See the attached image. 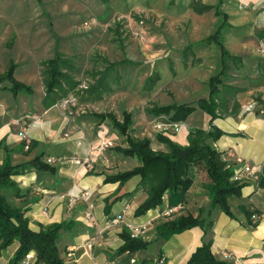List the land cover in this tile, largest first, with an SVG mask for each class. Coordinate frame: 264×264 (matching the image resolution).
Segmentation results:
<instances>
[{"label":"crops","instance_id":"crops-1","mask_svg":"<svg viewBox=\"0 0 264 264\" xmlns=\"http://www.w3.org/2000/svg\"><path fill=\"white\" fill-rule=\"evenodd\" d=\"M123 1L126 8L150 11L156 21L163 22L171 30L160 36L161 44H157L156 50L148 51L149 57L145 62L154 61V64H151L150 72L145 74L144 82L152 73L158 75L159 80L154 88L158 90L155 96L161 106L175 104L195 108L185 123L181 124L178 133L171 136L181 146L186 144L190 129L210 128V117L197 109L196 103L209 99L208 82L222 69L220 49L208 39L225 24L221 31L222 46L230 57L239 59L240 63H228L227 77L223 78L225 89L217 98V117L212 122V126L224 134L212 146L233 172L248 166L252 174H258L264 163V0H163L162 10L157 0ZM47 20L51 21L48 15ZM203 21L209 22L204 24ZM183 24L186 25L184 32H179L177 27ZM228 87L238 92L234 93ZM218 88L221 90L222 86ZM143 94L147 95L148 92L143 91ZM20 95L25 94L13 97L8 92H0V165L7 149L11 151L9 157L12 165L26 163L43 154L42 161L47 163L48 159L53 160V163L47 164L56 171L52 177L47 172L34 169L11 177L23 195L16 203H22L26 210L29 228L38 231L40 225L72 222V229L63 235L59 245L66 264H122L118 258L110 260L109 255L123 244L118 236L123 228L129 231V227L148 224L143 241L151 244L161 241L156 240V227L162 219L154 217L158 210L168 206L167 196L161 207L137 218L133 212L143 198L140 191L112 204L108 213L105 211V199L110 198L109 201H112L115 197L131 193L136 188L138 178L118 188V184H104V176L139 166L136 159L106 150L99 153L101 144L118 140L109 127L90 115L91 112L83 114L82 106L72 110L67 105L56 104L45 109L42 105L43 93V97L33 105L35 108L31 113H22L25 117L22 126H25L28 140L33 143L28 150H24L21 148L23 141L12 131L11 126H17L14 123L20 118H8L10 113L16 115L13 104L17 103ZM146 95H143L145 99ZM145 99L138 102L143 104ZM117 103L122 113H134L136 110L130 107L132 98L124 93L109 95L103 101L88 104L97 110L92 113L100 114L107 109L114 111ZM105 104L108 107H104ZM132 118L136 120L138 117L133 114ZM151 119L147 126L139 129L136 137H146L154 151L166 152V145L156 140L153 128L160 118ZM82 160L86 161V166L79 163ZM112 166L118 167L117 170H106ZM193 175V185L186 196L183 211L196 217L199 209H202L204 218L210 207L205 189L207 179L204 173L195 169ZM241 182L245 184L241 195L228 199L234 218L218 209L214 210L210 216L212 226L206 241L211 240V251L217 259L229 260L233 264H264V189L259 188L249 177H243ZM83 190L92 193L88 202L93 206L92 220L88 222L84 219L87 204L69 203L73 195ZM43 209H46L47 217L42 215ZM252 215H256L257 219L253 220ZM118 216H122L121 223L108 227L107 222ZM179 236H182L181 241L175 249L160 250L158 257H163L165 264H184L201 245L203 232L193 228ZM10 247V252L0 253V264H8L17 244ZM135 258L140 259L138 253Z\"/></svg>","mask_w":264,"mask_h":264},{"label":"trees","instance_id":"trees-1","mask_svg":"<svg viewBox=\"0 0 264 264\" xmlns=\"http://www.w3.org/2000/svg\"><path fill=\"white\" fill-rule=\"evenodd\" d=\"M101 1L107 4L106 0ZM223 28H225V24H222L208 39L220 49L222 69L208 82L209 99L199 100L196 103V108L210 117V128L209 130L190 129L184 146L162 134H157L156 140L166 145L167 151H154L149 139L130 136L131 113L124 112L121 121L111 112L90 113L100 123L109 122L118 137L123 138L125 146L113 147L111 151L126 158H136L139 162V166L129 171L104 176V184H118V188H121L129 180L138 178L136 188L131 193L115 197L112 201H109L110 198L105 199L107 213L112 204L121 201L124 197L133 196L138 191L142 193L143 198L133 212L135 218L161 207L166 196L168 207L183 206L186 204V196L193 185L194 169L203 168L208 183L205 189L210 200L207 217H202V211H199L196 217L183 212L171 218H161L162 221L156 227V240H166L174 234H180L193 228L201 229L203 232L201 245L193 251L184 264H233L229 260L217 259L211 251V240L206 241L212 226L210 216L214 210L218 209L226 216L234 218L228 199L239 197L241 189L245 185L243 182L238 183L234 180L235 172L222 161L221 154L212 146V143L224 134L212 126V122L217 117V98L225 89L223 78L227 77L225 73L229 69L228 63H240L239 59L230 57L222 46L221 31ZM68 64L69 60L57 51L53 58L41 62L44 88L42 105L45 109L66 99L78 86V83L63 71V68L68 67ZM131 64L133 66L140 65V63ZM16 68L17 65L10 63L8 69L0 74V92H8L13 97L19 94L31 95L33 93L31 86L16 80L14 75ZM105 74L106 71L100 75L97 81L82 91V94L78 95L81 103L100 102L105 96L111 95L113 90L103 77ZM158 80V75L152 73L146 79L142 90H152ZM3 82H6L7 86H3ZM219 86H222L221 90L218 88ZM228 89L234 93L238 92L233 87H228ZM194 111L195 108L192 106L175 104L162 107L150 105L144 108L146 115L160 118L157 120L159 122L169 123L184 122ZM162 116L166 118H161ZM32 145L33 143L30 142L29 147ZM21 148L23 149V145ZM10 152L6 149L4 161L0 165V253L16 243L17 248L8 264H19L29 252L34 253L35 264H66L61 257L59 245L63 235L72 229L73 223L60 222L40 225L38 231L31 230L29 221L25 217L26 210L21 205L22 203H16L23 195L11 179L13 176L22 175L32 169L39 172L55 170L42 161L43 154L37 155L26 163L12 165L9 157ZM256 184L259 188L264 189V170ZM182 208L184 209V207ZM118 236L123 244L109 255L110 260L118 258L122 264H128L132 259L139 261L140 264L153 263L146 259L135 258L140 250L148 248L151 243L143 241L141 237L132 238L126 228H123Z\"/></svg>","mask_w":264,"mask_h":264},{"label":"rangeland","instance_id":"rangeland-1","mask_svg":"<svg viewBox=\"0 0 264 264\" xmlns=\"http://www.w3.org/2000/svg\"><path fill=\"white\" fill-rule=\"evenodd\" d=\"M58 1L0 0V74L8 69L10 63L17 64L16 80L30 85L34 90L31 96H18L17 103L13 104L17 113L16 115L10 113L8 118L20 119L14 123L17 126L11 125L12 131L19 136V132L25 128L22 126V122L25 121L22 113H31L35 108V102L43 97L41 62L53 58L57 51L69 60L68 67H64L63 71L78 83L76 89L66 99L61 100L58 106L67 105L72 110H78L82 106L83 114L96 112V108L88 103L81 105L78 95L106 71L103 77L113 90L111 95L124 93L132 98L133 103L130 107L136 110L130 113L132 117L134 114L138 118L136 120L132 118L130 136L136 137L139 129L147 126L153 118L144 113V108L150 105L162 107L160 100L155 96L158 92L155 86L147 91V95L143 94L145 74L150 72L151 64H154V61L153 63L145 62L149 57L147 53L156 50L157 44H161L160 36L166 34L167 30H171L163 25V22L156 21L155 15L150 11L126 8L122 0H106L107 4L101 0H61L59 3ZM157 2L159 9L162 10L163 0H157ZM47 15L51 21L47 20ZM203 22L208 24L209 21ZM185 26L184 24L182 27L178 26L177 30L184 32ZM171 29L174 30V28ZM131 63L142 64L133 66ZM2 85L7 86V83L3 82ZM143 95H146V99ZM140 99H145L143 104L138 102ZM11 107L10 105L9 108ZM104 107L108 106L105 104ZM121 109L117 103L114 111L107 109L105 112L113 113L121 121L124 113ZM182 123L185 121L180 124ZM103 124H106L109 131L118 137L109 122ZM171 136L164 135L169 139ZM19 138L23 141L20 136ZM122 145L125 146L123 138L118 137V140L111 143L105 150L111 151V148L122 147ZM23 149H29H25L24 141ZM117 168L112 166L106 170L115 171ZM199 170L204 173L202 167H197L196 171ZM55 172H47V175L52 177ZM199 211L203 212L202 209ZM183 212L185 211L181 209L174 215ZM179 235L174 234L166 240L150 244L148 248L138 252V258L157 260L160 258L158 257L160 250L175 249L176 244L181 241L182 236ZM11 250L12 247L4 250L3 253Z\"/></svg>","mask_w":264,"mask_h":264},{"label":"built area","instance_id":"built-area-1","mask_svg":"<svg viewBox=\"0 0 264 264\" xmlns=\"http://www.w3.org/2000/svg\"><path fill=\"white\" fill-rule=\"evenodd\" d=\"M87 89V88H85ZM84 89V90H85ZM154 130L156 133L158 134H162V135H173L178 133V131L181 128V124L180 123H169V122H155L154 126H153ZM19 136L23 139L24 143H25V149L29 148L30 145V141L28 140L26 134H25V130H22L21 132H19ZM110 142H105L103 144L100 145L99 147V153L101 154V152H103L105 149H108V146H110ZM99 155V154H98ZM48 164L53 163V160L48 159L46 161ZM80 164H83V166H86L85 160H82L79 162ZM264 170V163L261 167V171L258 174H252L250 172V168L248 166H244L239 172H236L234 175V180L236 182H241L243 177H249L250 180H252L253 182H258L260 175L262 174ZM92 196V193L88 190H83L78 192L76 195L72 196V199L69 201V203L71 205H74L76 202H83L86 205V211H85V215H84V219L88 222L92 220V209L93 206L91 203H88L90 198ZM181 209H183L181 206H176V207H166L163 211H158L155 215L154 218H171L175 213L181 211ZM42 215L44 217H47V211L46 209L42 210ZM253 220L257 219L256 215L252 216ZM122 221V216H118L114 219H111V221L107 222L108 227H113V226H117L118 224H120ZM147 225L145 226H141V227H129V232H130V236L132 238H137V237H141L143 238L147 232ZM226 257H228V255H226ZM19 264H35V257H34V253L33 252H29L28 254L25 255L24 259L19 263ZM128 264H140L139 261L137 262L135 259H132ZM151 264H165V260L160 257L157 260L153 261V263Z\"/></svg>","mask_w":264,"mask_h":264}]
</instances>
